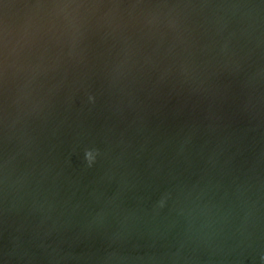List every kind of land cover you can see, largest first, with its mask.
Wrapping results in <instances>:
<instances>
[{"label": "water", "instance_id": "water-1", "mask_svg": "<svg viewBox=\"0 0 264 264\" xmlns=\"http://www.w3.org/2000/svg\"><path fill=\"white\" fill-rule=\"evenodd\" d=\"M264 151V0H0V264H156Z\"/></svg>", "mask_w": 264, "mask_h": 264}]
</instances>
